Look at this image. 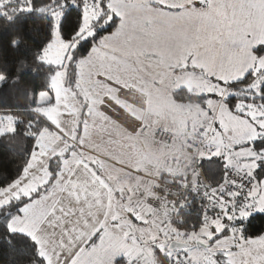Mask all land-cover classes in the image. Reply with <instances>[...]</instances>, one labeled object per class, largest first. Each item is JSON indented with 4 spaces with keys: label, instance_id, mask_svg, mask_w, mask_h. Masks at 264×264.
I'll return each instance as SVG.
<instances>
[{
    "label": "snow or ice",
    "instance_id": "obj_1",
    "mask_svg": "<svg viewBox=\"0 0 264 264\" xmlns=\"http://www.w3.org/2000/svg\"><path fill=\"white\" fill-rule=\"evenodd\" d=\"M0 149L7 264H264V0H0Z\"/></svg>",
    "mask_w": 264,
    "mask_h": 264
},
{
    "label": "trees",
    "instance_id": "obj_2",
    "mask_svg": "<svg viewBox=\"0 0 264 264\" xmlns=\"http://www.w3.org/2000/svg\"><path fill=\"white\" fill-rule=\"evenodd\" d=\"M10 159V154L4 152L0 149V163L7 162ZM261 221L258 219L255 224L257 227L260 226ZM0 264H7V256L5 254H0Z\"/></svg>",
    "mask_w": 264,
    "mask_h": 264
}]
</instances>
